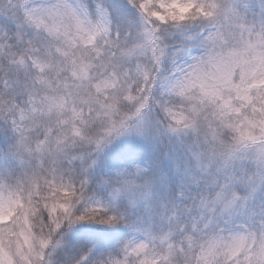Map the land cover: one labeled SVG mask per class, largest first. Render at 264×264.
I'll list each match as a JSON object with an SVG mask.
<instances>
[{
  "label": "snow or ice",
  "instance_id": "1",
  "mask_svg": "<svg viewBox=\"0 0 264 264\" xmlns=\"http://www.w3.org/2000/svg\"><path fill=\"white\" fill-rule=\"evenodd\" d=\"M0 264H264V0H0Z\"/></svg>",
  "mask_w": 264,
  "mask_h": 264
}]
</instances>
